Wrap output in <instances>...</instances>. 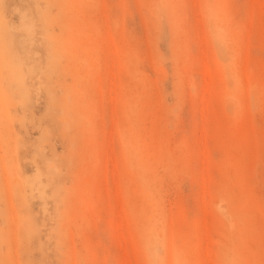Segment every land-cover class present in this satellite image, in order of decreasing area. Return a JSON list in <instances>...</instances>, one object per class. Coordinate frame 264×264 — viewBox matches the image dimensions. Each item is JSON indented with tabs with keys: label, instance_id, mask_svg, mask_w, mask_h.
I'll use <instances>...</instances> for the list:
<instances>
[{
	"label": "rangeland",
	"instance_id": "obj_1",
	"mask_svg": "<svg viewBox=\"0 0 264 264\" xmlns=\"http://www.w3.org/2000/svg\"><path fill=\"white\" fill-rule=\"evenodd\" d=\"M261 3L0 0V264H264Z\"/></svg>",
	"mask_w": 264,
	"mask_h": 264
},
{
	"label": "bare ground",
	"instance_id": "obj_2",
	"mask_svg": "<svg viewBox=\"0 0 264 264\" xmlns=\"http://www.w3.org/2000/svg\"><path fill=\"white\" fill-rule=\"evenodd\" d=\"M260 13H261V18H262L261 20H263V22H264V3H261V6H260ZM261 23H262V22H261ZM263 24H264V23H263ZM263 24H262V25H263ZM263 31H264V30H263ZM261 32H262V31H261ZM262 35H263V33H262ZM249 37H250V36H249ZM262 38H263V36H262ZM248 43H249V42H248ZM248 46H249V45H248ZM248 46H247V47H248ZM249 47H250V46H249ZM249 49H250V48H249ZM247 54H248V53H247ZM246 56H247V55H246ZM238 60H239V59H238ZM245 61H246V60H245ZM248 62H249V61H248ZM239 64H240V63H239ZM246 67H247V66H246ZM263 67H264V66H263ZM248 69H249V68H248ZM259 77H260V76H259ZM259 79H260V78H259ZM263 80H264V79H263ZM235 82H236V81H235ZM262 83H263V82H262ZM234 85H235V84H234ZM252 85H253V84H252ZM255 89H256V88H255ZM258 91H259V90H258ZM256 92H257V90H256ZM259 93H260V92H259ZM259 93H257V94H259ZM255 96H256V95H255ZM255 96H254V97H255ZM241 97H242V96H241ZM258 97H259V96H258ZM258 97H257V98H258ZM253 99H254V98H253ZM256 100H257V99H256ZM256 100H255V101H256ZM255 101H254V103H255ZM258 101H259V100H258ZM261 102L263 103V101H261ZM256 104H257V102H256ZM262 106H263V105H262ZM256 108H257V107H256ZM255 111H256V109H255ZM251 113H252V112H251ZM253 113H254V112H253ZM252 115H253V114H252ZM254 121H255V120H254ZM255 125H257V124H255ZM37 170H38V169H37ZM39 174H40V173H39ZM29 176H30V175H29ZM45 176H46V175H45ZM27 177H28V175H27ZM46 179H47V177H46ZM35 180H36V179H35ZM30 181H31V180H30ZM40 181L43 182L42 180H40ZM32 182H34V185H35V183H37V182H35L34 180H33ZM40 184H43V183H40ZM40 184H39L38 186H40ZM31 185H33V184L31 183ZM44 185H45V184H44ZM46 186H47V185H46ZM28 187H29V186H28ZM30 187H31V186H30ZM35 187H36V186H35ZM35 187H34V188L31 187V188H32V191L35 190ZM36 192H37V191H36ZM33 196H34V195H33ZM40 199H41V198H40ZM42 208H43V207H42ZM10 251H11V250H10ZM10 251H9V252H10ZM10 253H11V252H10ZM13 256H14V255H13Z\"/></svg>",
	"mask_w": 264,
	"mask_h": 264
}]
</instances>
